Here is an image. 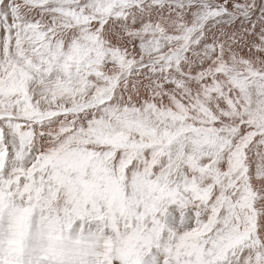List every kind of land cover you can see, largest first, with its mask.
<instances>
[{
    "label": "snow or ice",
    "instance_id": "obj_1",
    "mask_svg": "<svg viewBox=\"0 0 264 264\" xmlns=\"http://www.w3.org/2000/svg\"><path fill=\"white\" fill-rule=\"evenodd\" d=\"M0 264H264V0H0Z\"/></svg>",
    "mask_w": 264,
    "mask_h": 264
}]
</instances>
